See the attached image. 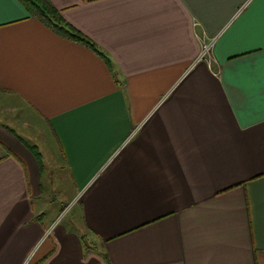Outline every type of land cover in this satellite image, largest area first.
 Returning a JSON list of instances; mask_svg holds the SVG:
<instances>
[{
    "label": "crops",
    "instance_id": "0c3cea01",
    "mask_svg": "<svg viewBox=\"0 0 264 264\" xmlns=\"http://www.w3.org/2000/svg\"><path fill=\"white\" fill-rule=\"evenodd\" d=\"M49 1L111 65L3 0L0 264H264V0Z\"/></svg>",
    "mask_w": 264,
    "mask_h": 264
},
{
    "label": "rangeland",
    "instance_id": "374dc122",
    "mask_svg": "<svg viewBox=\"0 0 264 264\" xmlns=\"http://www.w3.org/2000/svg\"><path fill=\"white\" fill-rule=\"evenodd\" d=\"M37 138L41 139L38 143L41 146V148L39 147V151L42 155V166L44 170L45 195L43 203H47V199H53L49 204L50 219L58 218L54 225L51 226L50 230L54 229V227L59 224L69 229L71 227H79L81 217L80 210L77 206V202L71 203L72 195L67 188L69 181L66 177V173L56 168L59 162L57 161L58 157L55 153V147L50 144L49 140L42 139V134L40 132ZM58 208H61V210L64 208L63 214L59 217H57L58 212L55 211Z\"/></svg>",
    "mask_w": 264,
    "mask_h": 264
},
{
    "label": "trees",
    "instance_id": "16d2710c",
    "mask_svg": "<svg viewBox=\"0 0 264 264\" xmlns=\"http://www.w3.org/2000/svg\"><path fill=\"white\" fill-rule=\"evenodd\" d=\"M24 7L43 24L52 29L56 34L62 36L65 39L84 44L94 49L106 62L111 65V60L108 59L100 50L95 47V44L87 37L82 35L76 29L66 23L61 16V13L54 7L49 0H19ZM29 150L36 157L41 170L42 155L38 146H29ZM64 209V208H63ZM62 209V210H63Z\"/></svg>",
    "mask_w": 264,
    "mask_h": 264
},
{
    "label": "built area",
    "instance_id": "2783aa9c",
    "mask_svg": "<svg viewBox=\"0 0 264 264\" xmlns=\"http://www.w3.org/2000/svg\"><path fill=\"white\" fill-rule=\"evenodd\" d=\"M197 38L199 39L202 47L198 61H205L208 66L212 68L215 64L213 50L215 48L217 39H210L204 33L197 34Z\"/></svg>",
    "mask_w": 264,
    "mask_h": 264
},
{
    "label": "snow or ice",
    "instance_id": "6c2138e0",
    "mask_svg": "<svg viewBox=\"0 0 264 264\" xmlns=\"http://www.w3.org/2000/svg\"><path fill=\"white\" fill-rule=\"evenodd\" d=\"M3 0H0V12H2Z\"/></svg>",
    "mask_w": 264,
    "mask_h": 264
}]
</instances>
